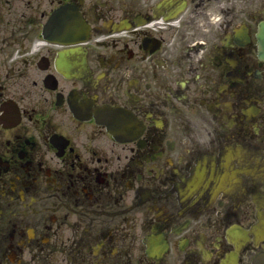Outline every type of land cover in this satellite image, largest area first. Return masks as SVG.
<instances>
[{
	"label": "flooded vegetation",
	"instance_id": "obj_1",
	"mask_svg": "<svg viewBox=\"0 0 264 264\" xmlns=\"http://www.w3.org/2000/svg\"><path fill=\"white\" fill-rule=\"evenodd\" d=\"M68 8L85 42L44 36ZM263 21L264 0H0V264H264Z\"/></svg>",
	"mask_w": 264,
	"mask_h": 264
},
{
	"label": "bare ground",
	"instance_id": "obj_2",
	"mask_svg": "<svg viewBox=\"0 0 264 264\" xmlns=\"http://www.w3.org/2000/svg\"><path fill=\"white\" fill-rule=\"evenodd\" d=\"M70 10H67L65 13L69 12Z\"/></svg>",
	"mask_w": 264,
	"mask_h": 264
}]
</instances>
